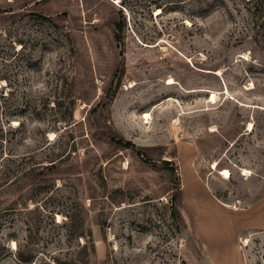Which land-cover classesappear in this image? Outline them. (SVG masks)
<instances>
[{"label": "rangeland", "instance_id": "rangeland-1", "mask_svg": "<svg viewBox=\"0 0 264 264\" xmlns=\"http://www.w3.org/2000/svg\"><path fill=\"white\" fill-rule=\"evenodd\" d=\"M257 2L0 0V264H264Z\"/></svg>", "mask_w": 264, "mask_h": 264}, {"label": "crops", "instance_id": "crops-1", "mask_svg": "<svg viewBox=\"0 0 264 264\" xmlns=\"http://www.w3.org/2000/svg\"><path fill=\"white\" fill-rule=\"evenodd\" d=\"M258 209L257 207L255 208V212H257ZM204 215H211V213H205ZM259 217L258 218H255L252 222L255 223L253 225H256L258 224L259 226H263V217L261 215H258ZM206 221H210V217H206L204 218ZM214 221V220H212ZM249 222V221H248ZM232 225H228V227L230 228V230L232 231L233 230V227H231ZM248 226V225H247ZM252 226V225H251ZM208 237H211L208 235ZM234 254L233 251H231L230 249H226V250H223V251H219L216 258L217 260L220 261V264H228L229 262V259L230 257Z\"/></svg>", "mask_w": 264, "mask_h": 264}, {"label": "trees", "instance_id": "trees-1", "mask_svg": "<svg viewBox=\"0 0 264 264\" xmlns=\"http://www.w3.org/2000/svg\"><path fill=\"white\" fill-rule=\"evenodd\" d=\"M258 4L262 5L261 1H264V0H257ZM259 8H262V7H259ZM258 8L256 7L255 10H257ZM260 12H262V10L260 9L259 10ZM120 27H118V29L115 30V40L116 42H119V37L117 35V32H120ZM181 195H180V189L178 188L177 191H176V194L172 197V200H171V203L177 208V204H179V199H180ZM174 214H176V216L178 215L177 213V209L176 211H174Z\"/></svg>", "mask_w": 264, "mask_h": 264}, {"label": "bare ground", "instance_id": "bare-ground-1", "mask_svg": "<svg viewBox=\"0 0 264 264\" xmlns=\"http://www.w3.org/2000/svg\"><path fill=\"white\" fill-rule=\"evenodd\" d=\"M159 13V11H157V14ZM212 98H213V95H212ZM248 174V173H247Z\"/></svg>", "mask_w": 264, "mask_h": 264}]
</instances>
